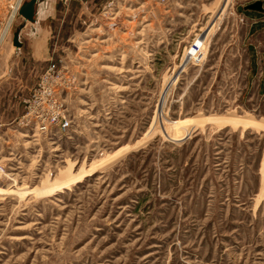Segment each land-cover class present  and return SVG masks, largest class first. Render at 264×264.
I'll list each match as a JSON object with an SVG mask.
<instances>
[{"label":"rangeland","instance_id":"374dc122","mask_svg":"<svg viewBox=\"0 0 264 264\" xmlns=\"http://www.w3.org/2000/svg\"><path fill=\"white\" fill-rule=\"evenodd\" d=\"M27 1L0 0V264H264V0Z\"/></svg>","mask_w":264,"mask_h":264},{"label":"built area","instance_id":"2783aa9c","mask_svg":"<svg viewBox=\"0 0 264 264\" xmlns=\"http://www.w3.org/2000/svg\"><path fill=\"white\" fill-rule=\"evenodd\" d=\"M51 72V73H49ZM55 72V67L53 66L45 76L46 81H50L48 78L51 77V75ZM56 87V86H55ZM52 91H57L56 89H52ZM51 111L50 114L47 115V117L41 121L40 123H36L34 129H37L35 131V134L39 132H46L47 134H53V133H63L68 128V123L64 121V119L60 118V113L56 111V105L55 102L50 106ZM38 119V118H37ZM63 120V121H62Z\"/></svg>","mask_w":264,"mask_h":264},{"label":"water","instance_id":"95a60500","mask_svg":"<svg viewBox=\"0 0 264 264\" xmlns=\"http://www.w3.org/2000/svg\"><path fill=\"white\" fill-rule=\"evenodd\" d=\"M38 3V0H29L27 2H24L18 9V15L23 18L24 21L34 23V16H35V8ZM254 10L259 12H264L262 9V2L256 1L246 7V10ZM19 33L16 31L13 34V45L16 48L21 47L19 42Z\"/></svg>","mask_w":264,"mask_h":264},{"label":"crops","instance_id":"0c3cea01","mask_svg":"<svg viewBox=\"0 0 264 264\" xmlns=\"http://www.w3.org/2000/svg\"><path fill=\"white\" fill-rule=\"evenodd\" d=\"M262 9L264 10V2H263V4H262ZM36 13H37V9L35 8V15H36ZM264 13V12H263ZM38 14V13H37ZM35 19H36V17H35ZM37 19H38V22L37 23H40V19H41V16L39 15L38 17H37ZM253 21H254V23L251 25V27H253V26H256V25H261V26H263V27H261V28H259L255 33H256V35H257V37H256V43H257V45H259V44H262V43H264V39L263 38H261V39H259V35L261 34V36H263L264 35V16L263 17H256V18H253ZM36 22V21H35ZM30 24H32V23H30ZM251 27H250V29H251ZM249 33H250V30H249ZM254 33V34H255ZM260 42H262V43H260ZM253 46V43H248V45H247V47H252ZM256 54H257V52H256ZM255 73H256V71H257V73L259 72V70H261V73H260V78L261 77H264V54H261V57H260V59H258V58H255ZM249 65L251 66V68H252V65H253V63H252V60L250 59L249 60ZM260 67H261V69H260ZM256 73V74H257Z\"/></svg>","mask_w":264,"mask_h":264},{"label":"bare ground","instance_id":"6f19581e","mask_svg":"<svg viewBox=\"0 0 264 264\" xmlns=\"http://www.w3.org/2000/svg\"><path fill=\"white\" fill-rule=\"evenodd\" d=\"M39 1V0H38ZM20 7V6H19ZM19 9V8H18ZM34 19V22H35V17L33 18ZM1 42V40H0ZM37 131V129H34L33 132Z\"/></svg>","mask_w":264,"mask_h":264}]
</instances>
